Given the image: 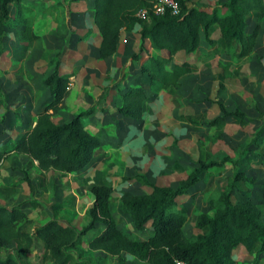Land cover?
<instances>
[{
	"label": "rangeland",
	"instance_id": "1",
	"mask_svg": "<svg viewBox=\"0 0 264 264\" xmlns=\"http://www.w3.org/2000/svg\"><path fill=\"white\" fill-rule=\"evenodd\" d=\"M224 1L191 3L208 9ZM21 6L20 13L38 38L22 45L16 29L10 27L0 37V150L8 149L23 129L32 126L35 113L48 99L41 79L51 72V59L60 61L59 70L70 74L68 95L52 120L60 124L91 108L83 119L84 125L90 134L99 136L100 145L90 163L76 173L41 171L27 155L9 151L0 162V188L19 183L7 197L4 191L0 192V204L11 206L35 199L49 217L78 230L87 220L92 200L89 188L105 184L113 189L108 205L116 224L130 237L141 239L150 234L149 225L136 231L119 208L121 199L145 191L137 174L157 185L174 186L195 166L197 158L209 153L212 159L230 157L246 176L253 178L249 188L238 182L231 198L235 203L253 201L264 215V19L259 23L252 51L232 66L229 76L223 77L217 65V61H226L228 54L213 26L209 30L211 45L201 37L193 53L173 55L172 62L188 61L192 68L181 77L180 86L150 94L146 77L138 72L145 55L140 53L136 60L130 58L139 41L137 26L129 32L120 31L114 58L100 59L94 51L98 33L91 18V0H22ZM10 12L16 14V6L11 5ZM257 16L250 13L247 30ZM87 35L89 45H84L81 39ZM129 85L144 87L148 95L139 119L123 118L117 112L118 89ZM216 102L229 110L244 111L248 122L240 126L236 119L229 118L219 138L212 140V128L205 122L218 114ZM232 174L229 163L210 168L204 174L206 178L201 177L187 195L177 199L178 210L186 215L182 226L186 236L205 231L194 226L195 214L212 213L206 194L224 189ZM22 209L34 223L39 222L40 214L34 208L22 205ZM95 233L82 237L80 260L83 264H96V258L104 256L105 264H118L117 257L86 247V240ZM10 250L12 245L0 250V256ZM40 251L41 243L35 240L29 255L35 264ZM232 254L241 264H254L253 253L241 246ZM121 259L124 264H145L125 253ZM256 264H264V252L257 256Z\"/></svg>",
	"mask_w": 264,
	"mask_h": 264
},
{
	"label": "trees",
	"instance_id": "2",
	"mask_svg": "<svg viewBox=\"0 0 264 264\" xmlns=\"http://www.w3.org/2000/svg\"><path fill=\"white\" fill-rule=\"evenodd\" d=\"M22 0H0V37L6 27L16 29L18 41L25 45L38 38L27 19L20 13ZM177 12L166 10L162 14L150 11L151 0H92L91 18L98 33L97 56H112L117 50L120 31H132L137 26L138 45L130 58L136 60L145 55L138 72L147 79V90L155 94L167 87L178 88L180 78L191 72L188 61L172 62L173 55L181 51L186 55L198 49L200 38L212 44L209 30L216 26L225 52L226 61H217L223 77L231 74L232 66L249 55L264 19V0H225L211 8H202L191 0H175ZM16 6L12 15L10 6ZM146 11L144 18L135 13ZM257 13L247 30V18ZM17 15V16H16ZM21 47V46H20ZM24 47V46H22ZM149 49L152 52H149ZM51 72L41 79L49 97L35 113L33 124L14 139L12 146L0 150V162L9 151L27 155L41 170H57L76 173L87 166L100 145L99 136L90 134L84 118L91 108L77 112L71 119L56 124L52 117L63 106L69 91L70 74L59 70L60 61L51 59ZM120 104L117 112L123 118L139 119L143 116L144 101L148 99L145 88L129 85L118 89ZM218 114L205 122L212 128V140H217L229 118L240 126L247 124L246 113L239 108L226 109L216 102ZM231 164L233 174L222 190L211 191L205 201L212 209L207 215L195 214L194 226L204 232L186 236L182 226L186 215L177 208V199L185 196L210 168ZM203 175V176H202ZM145 191L121 199L120 212L128 216L133 228L142 231L149 225L150 234L135 239L118 226L109 209L113 189L105 184L92 185V200L87 209V220L76 230L55 217H49L40 202L35 199L6 206L0 204V250L12 245V250L0 256V264H35L29 258L35 240L41 243L38 264H83L82 237L96 231L85 244L90 250L117 257L124 264L121 254L133 256L145 264H241L232 254L239 246L253 253V262L264 252V215L256 203L250 200L232 201L233 190L240 182L249 188L253 178L246 176L228 156L212 159L209 153L197 158L184 177L174 186L149 182L143 174H137ZM27 184L29 180L23 178ZM18 182L1 187L4 197L11 194ZM22 205L34 208L41 223H34ZM36 212V213H37ZM96 264H105V257H97Z\"/></svg>",
	"mask_w": 264,
	"mask_h": 264
},
{
	"label": "built area",
	"instance_id": "3",
	"mask_svg": "<svg viewBox=\"0 0 264 264\" xmlns=\"http://www.w3.org/2000/svg\"><path fill=\"white\" fill-rule=\"evenodd\" d=\"M166 10L174 14L177 12V4L175 0H151L150 11L154 14H162ZM146 11L141 9L135 13L138 18H144Z\"/></svg>",
	"mask_w": 264,
	"mask_h": 264
},
{
	"label": "crops",
	"instance_id": "4",
	"mask_svg": "<svg viewBox=\"0 0 264 264\" xmlns=\"http://www.w3.org/2000/svg\"><path fill=\"white\" fill-rule=\"evenodd\" d=\"M91 2H92V0H91ZM91 12H92V6H91ZM94 26V25H93ZM95 28V27H94ZM92 34H93V32H92ZM81 41H82V43L85 45H89L88 44V42H89V36L87 35L85 38H83V39H81ZM94 44V43H93ZM94 51H96L97 52V46H98V36H97V38H96V43L94 44ZM74 49V48H73ZM117 50H118V46H117ZM117 50H116V52L115 53H117ZM77 51V50H76ZM67 52V51H66ZM181 51H178V52H176L175 54H178V53H180ZM80 53V52H79ZM181 53H183V52H181ZM107 59H112V58H114V55H112V56H109V57H106ZM106 58H103V59H106ZM63 72H65V71H63ZM68 73V72H67ZM180 80H181V78H180Z\"/></svg>",
	"mask_w": 264,
	"mask_h": 264
}]
</instances>
